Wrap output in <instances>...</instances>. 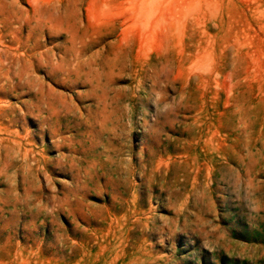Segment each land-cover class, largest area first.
I'll use <instances>...</instances> for the list:
<instances>
[{
  "label": "rangeland",
  "instance_id": "rangeland-1",
  "mask_svg": "<svg viewBox=\"0 0 264 264\" xmlns=\"http://www.w3.org/2000/svg\"><path fill=\"white\" fill-rule=\"evenodd\" d=\"M0 264H264V0H0Z\"/></svg>",
  "mask_w": 264,
  "mask_h": 264
}]
</instances>
